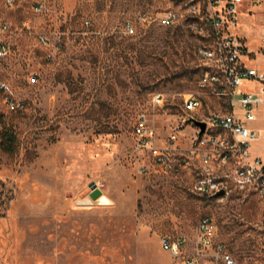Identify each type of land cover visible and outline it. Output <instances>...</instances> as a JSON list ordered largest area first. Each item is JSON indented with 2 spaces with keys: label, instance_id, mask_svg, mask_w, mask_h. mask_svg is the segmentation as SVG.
<instances>
[{
  "label": "rangeland",
  "instance_id": "obj_1",
  "mask_svg": "<svg viewBox=\"0 0 264 264\" xmlns=\"http://www.w3.org/2000/svg\"><path fill=\"white\" fill-rule=\"evenodd\" d=\"M36 1H0V23L14 31L0 35L10 46L0 57V82L26 104L17 112L0 105L19 141L14 156L0 151V264H182L160 239L181 236L191 247L204 215L216 223L217 241L241 257L253 246L248 232L262 219V203L196 194L195 163L177 175L142 173L151 159L134 148V124L147 109L156 112L160 136L180 123L182 141L191 140L195 127L183 123L182 96L196 90L202 71L187 22L136 21L134 35L123 32V23L189 0H47V14L33 11ZM250 8L236 33L256 48L264 0ZM157 93L165 105L155 109ZM211 110L206 99L192 115ZM252 150L264 155V140ZM93 183L106 203L91 198Z\"/></svg>",
  "mask_w": 264,
  "mask_h": 264
},
{
  "label": "built area",
  "instance_id": "obj_2",
  "mask_svg": "<svg viewBox=\"0 0 264 264\" xmlns=\"http://www.w3.org/2000/svg\"><path fill=\"white\" fill-rule=\"evenodd\" d=\"M14 6L16 0H0ZM263 0H189L177 8L153 14L142 11L123 23L126 35L136 34L135 22L148 27L156 23L174 27L188 23L199 37L197 56L202 75L194 91L184 93L182 105L187 112L183 123H191L195 133L188 142L180 123L168 136L159 135L156 112L143 110L136 118L133 135L135 151L141 158L151 160L140 166V172L177 175L195 163L193 191L203 197L222 199L231 195L252 197L262 203V219L253 225V246L241 257L217 241V225L213 218H200L191 247L181 236L164 235L161 248L182 264H264V156L253 152V146L264 139V17L262 34L256 48H250L244 37L236 33L240 14L248 15L250 5ZM37 14L51 11L47 0L33 4ZM89 23V21H86ZM22 26L31 31L28 21ZM14 34L7 22L0 23L1 34ZM44 44L50 42L39 34ZM10 53V46L0 42V57ZM206 99L212 101L214 110L194 117L203 109ZM0 105L12 112L22 111L26 104L6 82H0ZM165 105V96H153L154 108ZM204 121L202 131L192 119ZM181 129V131H180ZM224 190L222 196L216 193Z\"/></svg>",
  "mask_w": 264,
  "mask_h": 264
},
{
  "label": "trees",
  "instance_id": "obj_3",
  "mask_svg": "<svg viewBox=\"0 0 264 264\" xmlns=\"http://www.w3.org/2000/svg\"><path fill=\"white\" fill-rule=\"evenodd\" d=\"M197 38L199 41L198 36ZM201 71H202V68H201ZM185 73L187 72L185 71ZM185 73L183 72L184 75ZM201 75H202V72H201ZM197 81H196V86H197ZM3 120H4V116L0 115V151L7 156H14L18 152V148H19V141H18L17 133L14 131L11 125H7ZM29 161H32V160H29Z\"/></svg>",
  "mask_w": 264,
  "mask_h": 264
},
{
  "label": "water",
  "instance_id": "obj_4",
  "mask_svg": "<svg viewBox=\"0 0 264 264\" xmlns=\"http://www.w3.org/2000/svg\"><path fill=\"white\" fill-rule=\"evenodd\" d=\"M193 123L200 127V129L203 131L206 127V123L204 121H200L197 119H192ZM91 193L90 196L92 199L100 202V203H106L107 199L102 196V191L97 187V185L95 183L91 184ZM224 194V190H220L216 193V196H222Z\"/></svg>",
  "mask_w": 264,
  "mask_h": 264
},
{
  "label": "crops",
  "instance_id": "obj_5",
  "mask_svg": "<svg viewBox=\"0 0 264 264\" xmlns=\"http://www.w3.org/2000/svg\"><path fill=\"white\" fill-rule=\"evenodd\" d=\"M263 140H264V139H262V140H260V141H258V142H261V141H263ZM258 142H257V143H258ZM257 143H255L254 146H255ZM254 146H253V147H254ZM254 153H255V152H254ZM263 156H264V155H263Z\"/></svg>",
  "mask_w": 264,
  "mask_h": 264
}]
</instances>
